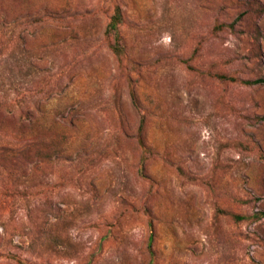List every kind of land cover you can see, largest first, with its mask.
Masks as SVG:
<instances>
[{
	"label": "rangeland",
	"instance_id": "obj_1",
	"mask_svg": "<svg viewBox=\"0 0 264 264\" xmlns=\"http://www.w3.org/2000/svg\"><path fill=\"white\" fill-rule=\"evenodd\" d=\"M256 78L264 0H0V264H264Z\"/></svg>",
	"mask_w": 264,
	"mask_h": 264
},
{
	"label": "trees",
	"instance_id": "obj_2",
	"mask_svg": "<svg viewBox=\"0 0 264 264\" xmlns=\"http://www.w3.org/2000/svg\"><path fill=\"white\" fill-rule=\"evenodd\" d=\"M46 18H52V16H46ZM120 22H121V14H120V11L118 9H116V11H115V13H114V15L112 17V20L110 21V23L108 25V31L113 34V36L116 38L117 42L120 40L118 29H117L118 24ZM113 49H114V52H118L120 50V45L116 44L113 47ZM219 77L221 78V81H228V80L231 81V82H235L236 81L235 78L229 77V76H226V75H220ZM241 82L243 84H245V85H248V86H264V78H256V79H253V80H244V81H241ZM138 143L140 144V146L142 148L145 149L141 137H138ZM261 216H264V213L257 212L254 215L255 218H259Z\"/></svg>",
	"mask_w": 264,
	"mask_h": 264
}]
</instances>
